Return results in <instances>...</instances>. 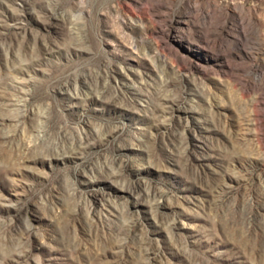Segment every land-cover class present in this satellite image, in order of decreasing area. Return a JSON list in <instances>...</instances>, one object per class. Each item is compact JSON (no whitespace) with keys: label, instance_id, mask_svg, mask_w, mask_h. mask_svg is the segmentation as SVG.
Returning a JSON list of instances; mask_svg holds the SVG:
<instances>
[{"label":"rangeland","instance_id":"374dc122","mask_svg":"<svg viewBox=\"0 0 264 264\" xmlns=\"http://www.w3.org/2000/svg\"><path fill=\"white\" fill-rule=\"evenodd\" d=\"M0 264H264V0H0Z\"/></svg>","mask_w":264,"mask_h":264}]
</instances>
